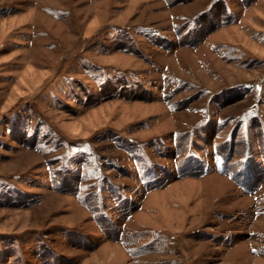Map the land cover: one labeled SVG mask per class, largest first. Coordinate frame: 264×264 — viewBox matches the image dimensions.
Listing matches in <instances>:
<instances>
[{
	"label": "rangeland",
	"instance_id": "374dc122",
	"mask_svg": "<svg viewBox=\"0 0 264 264\" xmlns=\"http://www.w3.org/2000/svg\"><path fill=\"white\" fill-rule=\"evenodd\" d=\"M0 264H264V0H0Z\"/></svg>",
	"mask_w": 264,
	"mask_h": 264
},
{
	"label": "bare ground",
	"instance_id": "6f19581e",
	"mask_svg": "<svg viewBox=\"0 0 264 264\" xmlns=\"http://www.w3.org/2000/svg\"><path fill=\"white\" fill-rule=\"evenodd\" d=\"M69 2V1H68ZM75 2H73V4H74ZM71 4V3H70ZM69 5V4H68ZM72 5V4H71ZM68 9V8H67ZM69 12V11H68ZM74 12V11H73ZM76 13V12H75ZM80 12H78V14H79ZM77 14V15H78ZM54 24V23H53ZM213 205V204H212ZM260 231H262V230H260ZM188 233V232H187ZM180 235V234H179Z\"/></svg>",
	"mask_w": 264,
	"mask_h": 264
}]
</instances>
